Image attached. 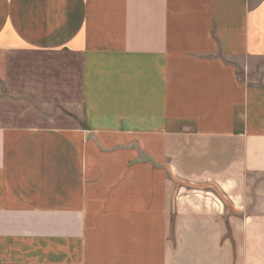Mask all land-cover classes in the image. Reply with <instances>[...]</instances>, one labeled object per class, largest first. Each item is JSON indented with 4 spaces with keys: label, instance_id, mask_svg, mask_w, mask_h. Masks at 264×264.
<instances>
[{
    "label": "crops",
    "instance_id": "obj_1",
    "mask_svg": "<svg viewBox=\"0 0 264 264\" xmlns=\"http://www.w3.org/2000/svg\"><path fill=\"white\" fill-rule=\"evenodd\" d=\"M0 264H264V0H0Z\"/></svg>",
    "mask_w": 264,
    "mask_h": 264
},
{
    "label": "rangeland",
    "instance_id": "obj_2",
    "mask_svg": "<svg viewBox=\"0 0 264 264\" xmlns=\"http://www.w3.org/2000/svg\"><path fill=\"white\" fill-rule=\"evenodd\" d=\"M233 62L237 65L239 76H242L243 75L242 66H243V63H245V61L243 62V60H242V61H233ZM253 64H255V61H253Z\"/></svg>",
    "mask_w": 264,
    "mask_h": 264
}]
</instances>
